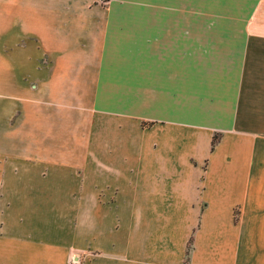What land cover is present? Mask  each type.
I'll use <instances>...</instances> for the list:
<instances>
[{"label":"crops","instance_id":"crops-1","mask_svg":"<svg viewBox=\"0 0 264 264\" xmlns=\"http://www.w3.org/2000/svg\"><path fill=\"white\" fill-rule=\"evenodd\" d=\"M101 1L0 0V264H264V0Z\"/></svg>","mask_w":264,"mask_h":264},{"label":"rangeland","instance_id":"rangeland-1","mask_svg":"<svg viewBox=\"0 0 264 264\" xmlns=\"http://www.w3.org/2000/svg\"><path fill=\"white\" fill-rule=\"evenodd\" d=\"M105 2L106 1H104V0L101 1V3H105ZM132 14H134V13H132ZM83 199H84V203H83V205L80 206L81 210L78 214L77 219L74 221V223H76L77 226L80 227V229L82 231L87 232V230L89 228H91L93 225V220L90 218L89 212H88V208H89L91 203H89L88 195L83 196ZM189 247L187 248V251H189Z\"/></svg>","mask_w":264,"mask_h":264},{"label":"trees","instance_id":"trees-1","mask_svg":"<svg viewBox=\"0 0 264 264\" xmlns=\"http://www.w3.org/2000/svg\"><path fill=\"white\" fill-rule=\"evenodd\" d=\"M216 136H213L212 137V139H211V146H213L214 145V143L216 142Z\"/></svg>","mask_w":264,"mask_h":264}]
</instances>
